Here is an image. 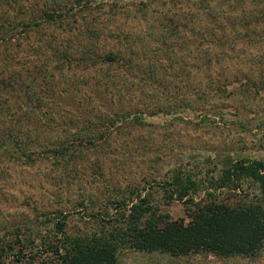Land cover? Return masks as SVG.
Instances as JSON below:
<instances>
[{
    "label": "rangeland",
    "instance_id": "obj_1",
    "mask_svg": "<svg viewBox=\"0 0 264 264\" xmlns=\"http://www.w3.org/2000/svg\"><path fill=\"white\" fill-rule=\"evenodd\" d=\"M202 2L89 0L82 5V11L74 9L68 14L72 21L75 19L69 27L42 22L37 31L20 34L16 44L0 40V76L17 77L21 91L28 88L35 97L41 93L39 105L34 104L31 111L38 110L50 120L48 126L36 121L28 112L29 104L21 107L0 86V246L7 241L12 243L16 236L24 242L28 236L33 237L35 244L51 238L52 223L56 221H63L64 228L73 234L98 230L105 215L96 219L89 212L100 213L105 206L103 209L110 213L113 209L107 207L108 200L130 196L136 190L147 194L155 211L167 213L170 218L185 217L183 204L168 201L162 190L163 182L172 180L175 173L182 177L196 173L202 179V172L210 166L205 159L209 156L218 158L212 160L217 165L224 162V156L241 153L264 159V91H243L234 80L243 73L255 80L261 71L264 74L260 64L251 65L257 60L264 63V44L248 46L240 35L242 29L239 25L234 27L239 21V6L252 7H248L249 2L247 5L233 0H205L206 5ZM16 3L15 8L21 2ZM195 11L197 22L207 21L204 30L192 20ZM168 17L179 25L178 34L188 40L182 49L174 50L177 55L199 58L207 51L220 64L200 66L197 58H190L184 69L191 78L184 79L179 70L181 81L177 82L172 71L170 76L166 71V79L169 81L172 76V82L163 85L155 81H161L155 75L146 76L147 81L142 83L139 75L132 71L126 74L119 65L78 61L85 54L83 44L96 45L100 52L125 54L128 42L135 50L143 36V48L148 44L152 47V36L158 33L157 22L164 23ZM83 21L92 24L97 39L93 36L87 42L85 38L91 35L79 29ZM251 24L253 39L262 41L264 25ZM194 25L201 32L199 35L192 36ZM209 27L214 34L228 39L212 49L204 48L203 41L214 39ZM32 45L40 48V56L26 49ZM140 50L142 55L138 51L134 60L142 61L143 66L165 61L162 54L156 58L150 51ZM62 54L71 56L65 61ZM40 59L47 62L48 93L44 91L45 80L31 71L32 62ZM177 68L178 64L172 70ZM153 69L156 73L157 68ZM111 73L116 76V83L105 87L104 76ZM212 79L222 80L227 90L222 95L216 91L196 99L195 87L202 89ZM5 97L7 101L2 99ZM196 102L211 109L208 117L196 113ZM122 112L127 115L119 119ZM71 133L76 148L69 149L68 158L54 156L49 148ZM119 264H264V244L254 256L228 258L197 254L170 258L126 252Z\"/></svg>",
    "mask_w": 264,
    "mask_h": 264
},
{
    "label": "trees",
    "instance_id": "obj_2",
    "mask_svg": "<svg viewBox=\"0 0 264 264\" xmlns=\"http://www.w3.org/2000/svg\"><path fill=\"white\" fill-rule=\"evenodd\" d=\"M87 1L89 2V0H0V20L2 19L0 22V40L2 43L16 44L15 40L20 34L26 36L30 31H37L38 27H42L43 24L40 25L42 22L69 27L71 22H75V19L73 18L72 21L68 14L73 13L74 9L82 11L84 8L82 5ZM233 1L240 4L247 2V5L249 2L248 7H252L246 9L239 4V21L237 20L234 26L236 28V25H239V28L242 29L240 35L244 36V43H247L248 46L256 43L264 44V39L262 41L253 39L250 34L253 30L251 23L264 25V0ZM16 2H21L17 8L14 7L17 5ZM202 3L206 5L205 0ZM4 7H8L10 12L3 11ZM251 9L255 11L249 12ZM193 15L197 18L192 16V20L195 19L197 22L199 18L196 11ZM17 16L20 17L17 19ZM188 19L190 22L191 19ZM205 22L204 24L197 22L202 26V30L207 26V21ZM80 25L81 31L91 35L85 38L87 42L93 36L97 39V33L95 34L92 24L83 21ZM156 25L158 33L157 36H152L155 43L153 48L149 44L143 48V36L139 40L141 44L138 42L135 50H132V45L128 42L126 47L128 52L125 54L113 50L100 52L96 45L89 43L90 45L87 47L83 44L81 49H85V54L79 57L78 61L88 63V60H98L106 65H119L123 67L126 74L132 71L139 75V81L142 83L147 81V77L154 78V75L156 78H161V81L157 79L155 81L162 82V84L171 83L172 76L168 81L166 79L168 77L164 74L166 71L168 76L172 71L177 82L181 81L179 74H182L186 80L190 79L191 76L184 68L190 58H197L198 56L177 55L174 52V50L182 49V44L188 41L184 35H179V32L176 31L179 25H175L170 17L166 19V22H157ZM198 32L201 33L195 30L194 25L192 36L199 35ZM208 32L209 35H213L214 39L207 42L203 41L204 48L212 49L213 46L221 45L226 41V38L228 39V37L214 34L210 27ZM175 39L183 42L177 44L169 42ZM131 42L132 44L135 43L132 40ZM140 47L144 51L146 49L156 55V58L162 54V59L165 61L152 63L153 66L151 63L143 66L142 61L135 62L134 58L138 56V51L140 55L143 53ZM201 47L203 48V46ZM26 49L35 53L34 55L40 56L42 54L40 48L35 45L26 47ZM90 51L91 54L88 53ZM170 54H173V57ZM62 55L65 61L71 56ZM210 55L207 51L201 53V57L197 58L200 61V66H209L213 63L220 64L219 59L216 61ZM256 63L264 67V63L260 60L251 61L252 66H256ZM46 64L47 62L41 59L32 62L31 71L35 72L40 80H45L43 85L47 86H44V91L48 93L50 81L47 78L48 71L45 70ZM177 64L178 70H172ZM153 68H157L156 73ZM114 79L117 78L111 73L108 77L107 74L104 76V82L101 81L105 87H108L115 85ZM18 80L13 75L9 77L0 76V86L4 90L6 89L10 98L17 101L21 107L29 104L30 106H27L28 112L33 113L31 110L35 108L34 104L39 105L38 97L43 95L39 93V96L36 95L35 97L28 88H26L28 90L21 91L22 88L19 86ZM212 80L213 82L207 81L202 89L199 86L198 88L195 87L196 99H204L210 96V92L216 93V91L217 94L222 95V92L227 90L221 84L222 80ZM234 80L243 91L246 89L253 90L255 93L264 91V74L262 71L257 80L245 73L237 76ZM169 95V97H173L172 93ZM223 96L225 95L223 94ZM2 99L7 101L6 97ZM195 105L196 113L199 115L207 116L211 113L209 112L211 109L202 102H196ZM175 106L179 107V104ZM27 107H25V111ZM195 108L191 107L194 112ZM32 115L39 123L49 125L50 120L43 118L44 116L38 110ZM125 115L127 114L122 112L119 119ZM71 135L74 134L71 133L68 137L66 136L65 140L56 143L52 148L50 147L49 151H53L54 156L59 155L61 158L67 156L68 158L69 149L71 147L76 148ZM212 158L210 156L209 158L205 157L206 163L210 166L205 172H202L203 178L200 177L202 179H199L196 173H187L184 177L175 173L172 180L163 182L164 197L168 201H180L185 209V217L170 218L167 213L155 211L156 209L152 208L149 203L147 194L136 190L130 196H118L119 198L114 196L108 200L107 207L113 209L110 213L103 209L105 206L101 208L100 213L99 211L89 212V215L96 219H101L105 215L104 223L100 229L73 234L64 228L63 221L53 222L51 238L41 239L42 241L35 244L33 237L28 236L27 241L24 242L16 236L12 243L10 241L5 242L4 245L0 246V264H119L126 252L164 255L170 258H179L191 254L213 255L219 258L254 256L264 244V159L260 156L241 153L239 156L226 155L224 162L217 165L212 160L218 158ZM207 171L209 172L208 176H205ZM252 189L256 191L251 192Z\"/></svg>",
    "mask_w": 264,
    "mask_h": 264
}]
</instances>
